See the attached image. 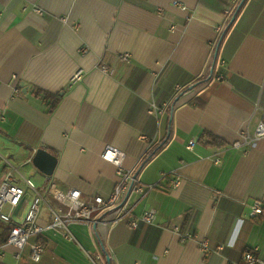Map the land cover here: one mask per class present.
<instances>
[{
    "label": "crops",
    "instance_id": "crops-1",
    "mask_svg": "<svg viewBox=\"0 0 264 264\" xmlns=\"http://www.w3.org/2000/svg\"><path fill=\"white\" fill-rule=\"evenodd\" d=\"M263 113L264 0H0V184L13 174L46 194L108 196L119 179L102 158L110 145L158 184L132 197L134 215L154 209L156 225L70 226L80 239L48 230L43 260L27 249L19 264H247L249 252L264 262V214L251 217L264 198V138L234 147ZM38 149L58 160L51 177L33 165ZM0 264H17L12 250Z\"/></svg>",
    "mask_w": 264,
    "mask_h": 264
},
{
    "label": "built area",
    "instance_id": "built-area-1",
    "mask_svg": "<svg viewBox=\"0 0 264 264\" xmlns=\"http://www.w3.org/2000/svg\"><path fill=\"white\" fill-rule=\"evenodd\" d=\"M41 12V11H38ZM83 53L86 49L82 50ZM127 59V56L124 57ZM224 63V62H223ZM108 71L107 67H103ZM221 79V77L219 78ZM179 88V86H177ZM15 92H19L18 89ZM159 109L153 105L150 114L157 116ZM160 112H162L160 110ZM1 119V115H0ZM264 138V113L253 133L245 131L241 139L234 143V147L241 149L255 144ZM195 141H191L188 148L193 149ZM104 161L117 167L118 181L113 192L108 196L84 197L78 189H62L51 185L48 195L43 193L30 179L16 178L8 174L0 184V222L10 225L11 230L5 243H0V259L12 250L13 257L19 264L24 259V253L28 249L29 257L33 263H40L45 255L46 246L40 240L45 231L61 229L65 231L67 238H71L70 226L82 224L90 226L93 223H108L116 225L128 220L129 226L138 230L141 226H153L157 224L158 214L154 209L145 210L140 216L134 215L135 203L132 197L137 195L139 200L144 199L150 192L158 187V184L145 185L137 176L125 167L126 154L114 146H107L102 154ZM217 163L220 158H216ZM167 175L163 174V178ZM174 187L180 185L178 178L173 182ZM32 192V195H29ZM61 204L64 209L57 210L48 200ZM28 204L25 215L17 220L15 211ZM44 206L48 208V224L41 223ZM264 214V198L257 199L252 205L251 217ZM109 217H111L109 219ZM168 228L179 233L183 238L193 237L191 231L182 232L179 226L168 225ZM201 250L208 252L207 241L201 242ZM247 264H264L253 252L245 255Z\"/></svg>",
    "mask_w": 264,
    "mask_h": 264
},
{
    "label": "trees",
    "instance_id": "trees-1",
    "mask_svg": "<svg viewBox=\"0 0 264 264\" xmlns=\"http://www.w3.org/2000/svg\"><path fill=\"white\" fill-rule=\"evenodd\" d=\"M237 14H238V11H237L236 15L229 20L228 28L225 30V34L229 30V28L231 27V25L233 24V22H234L233 19L237 16ZM223 38H224V36H223ZM221 41H222V38H221ZM208 80L209 79L207 78L205 80L200 81L198 84L206 83ZM46 97L47 98H52L56 102L55 106L60 102V98L57 99L56 97H49V96H46ZM212 141H213L212 143H217L218 142V139H216L215 137H212ZM165 144H162V145L158 146L152 152H150L145 157L144 162H143V165L145 166L164 147ZM10 230H11V226L10 225H7V224H4V223H1L0 222V243L1 244L6 242V240L8 238V235L10 233ZM40 240H42V239L40 238ZM42 242L45 244V242L43 240H42ZM101 244L103 245V242L102 241H101ZM45 246H46V244H45Z\"/></svg>",
    "mask_w": 264,
    "mask_h": 264
},
{
    "label": "water",
    "instance_id": "water-1",
    "mask_svg": "<svg viewBox=\"0 0 264 264\" xmlns=\"http://www.w3.org/2000/svg\"><path fill=\"white\" fill-rule=\"evenodd\" d=\"M33 165L45 176L51 177L56 169L57 158L44 149H38L32 159Z\"/></svg>",
    "mask_w": 264,
    "mask_h": 264
},
{
    "label": "rangeland",
    "instance_id": "rangeland-1",
    "mask_svg": "<svg viewBox=\"0 0 264 264\" xmlns=\"http://www.w3.org/2000/svg\"><path fill=\"white\" fill-rule=\"evenodd\" d=\"M50 201H51V200H50ZM51 204H52V206H53L54 208H56L57 210H59V209H64V207H63L61 204L56 203V202H54V201H51ZM45 212L48 213V209H47L46 206H44V211H43V213H45ZM48 215H49V213H48ZM70 230H71V236L74 235L75 237H77L78 239H80V237H78L77 233H75L74 230H73L72 228H71ZM74 236H73V237H74ZM96 262H98V263H100V264L102 263L100 260H96Z\"/></svg>",
    "mask_w": 264,
    "mask_h": 264
},
{
    "label": "clouds",
    "instance_id": "clouds-1",
    "mask_svg": "<svg viewBox=\"0 0 264 264\" xmlns=\"http://www.w3.org/2000/svg\"><path fill=\"white\" fill-rule=\"evenodd\" d=\"M235 223H236V227H237V229H239L240 227L243 226V220L237 219ZM228 246H229V247L234 246V240H233V239H230V240H229V242H228Z\"/></svg>",
    "mask_w": 264,
    "mask_h": 264
}]
</instances>
